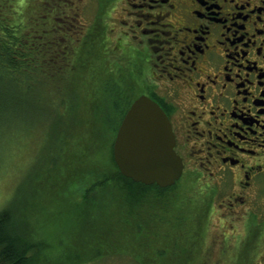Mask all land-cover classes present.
<instances>
[{"label":"trees","instance_id":"16d2710c","mask_svg":"<svg viewBox=\"0 0 264 264\" xmlns=\"http://www.w3.org/2000/svg\"><path fill=\"white\" fill-rule=\"evenodd\" d=\"M82 1L0 0V264H206L219 197L119 171L117 127L149 87Z\"/></svg>","mask_w":264,"mask_h":264},{"label":"flooded vegetation","instance_id":"af4514ba","mask_svg":"<svg viewBox=\"0 0 264 264\" xmlns=\"http://www.w3.org/2000/svg\"><path fill=\"white\" fill-rule=\"evenodd\" d=\"M110 15L170 121L180 177L212 186L221 224L249 213L264 250V0H118Z\"/></svg>","mask_w":264,"mask_h":264},{"label":"water","instance_id":"95a60500","mask_svg":"<svg viewBox=\"0 0 264 264\" xmlns=\"http://www.w3.org/2000/svg\"><path fill=\"white\" fill-rule=\"evenodd\" d=\"M173 146L166 113L151 97L140 94L125 111L113 139V158L119 171L145 184L172 185L183 168Z\"/></svg>","mask_w":264,"mask_h":264},{"label":"rangeland","instance_id":"374dc122","mask_svg":"<svg viewBox=\"0 0 264 264\" xmlns=\"http://www.w3.org/2000/svg\"><path fill=\"white\" fill-rule=\"evenodd\" d=\"M118 0H83L79 5L80 16L86 24L94 21L95 17L100 13L101 20L106 29V36L114 38L120 33L119 29L112 31L114 27V19L111 18V10L117 6ZM113 19V20H112ZM113 33V34H111ZM113 40V37L111 38ZM116 40V39H114ZM125 43V41H124ZM134 45L125 43L128 51H134ZM183 177L178 181L177 192L183 195L185 192L191 191L194 196L202 195L201 192H208L203 181L192 183L190 177ZM190 179V180H189ZM215 197H219L215 194ZM225 198V197H224ZM218 199V198H217ZM215 200L214 204H216ZM224 213L225 210H220ZM222 214V213H221ZM219 212L213 215L211 225L205 237V245L203 253L208 254L206 264H264V253L261 252L259 238L257 242L252 238L255 229L251 232L248 223L249 213H244L239 223H234L231 227L229 224H221L219 221ZM230 219L229 217H226ZM264 233V226L260 227L257 235ZM264 252V250H263ZM260 254V255H259ZM245 261V262H244ZM87 264H138L127 255H116L109 258L92 261Z\"/></svg>","mask_w":264,"mask_h":264}]
</instances>
